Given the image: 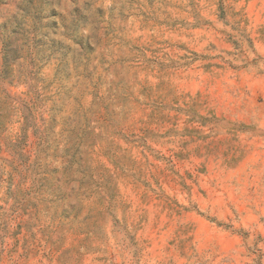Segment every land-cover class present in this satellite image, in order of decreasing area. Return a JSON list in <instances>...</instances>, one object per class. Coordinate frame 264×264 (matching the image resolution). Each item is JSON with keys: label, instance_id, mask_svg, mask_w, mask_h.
Listing matches in <instances>:
<instances>
[{"label": "rangeland", "instance_id": "1", "mask_svg": "<svg viewBox=\"0 0 264 264\" xmlns=\"http://www.w3.org/2000/svg\"><path fill=\"white\" fill-rule=\"evenodd\" d=\"M0 264H264V0H0Z\"/></svg>", "mask_w": 264, "mask_h": 264}]
</instances>
